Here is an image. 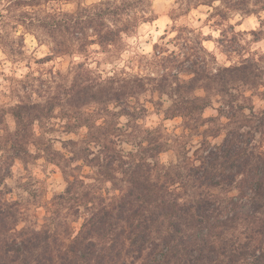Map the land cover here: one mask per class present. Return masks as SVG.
<instances>
[{
	"label": "clouds",
	"instance_id": "obj_1",
	"mask_svg": "<svg viewBox=\"0 0 264 264\" xmlns=\"http://www.w3.org/2000/svg\"><path fill=\"white\" fill-rule=\"evenodd\" d=\"M250 60L264 73V0H0V212H11L8 243L47 233L64 251L98 213L123 205L115 232L94 238L97 250H119L121 234L124 251L112 264H178V242L164 220L157 215L151 223L156 204L198 199L191 173L230 133L243 136L244 158L264 156V74L254 87L243 79L219 81L222 72ZM194 80L188 98L210 101L198 113L208 121L200 125L172 115L182 103L178 85ZM89 86L135 91L128 100L145 109L133 121L137 130L125 128L130 117L120 115L116 128L124 135L105 139L101 133L120 108L71 103ZM157 130L162 147L146 154L145 137ZM105 145L119 157L110 170ZM141 164L142 179L159 194L148 205L131 179ZM222 195L245 211L264 201L250 167ZM261 228L264 211L238 220L227 238L248 245ZM141 229L145 244L130 251ZM247 251L238 264H256L264 245L254 241Z\"/></svg>",
	"mask_w": 264,
	"mask_h": 264
},
{
	"label": "trees",
	"instance_id": "obj_2",
	"mask_svg": "<svg viewBox=\"0 0 264 264\" xmlns=\"http://www.w3.org/2000/svg\"><path fill=\"white\" fill-rule=\"evenodd\" d=\"M258 39L259 34L253 33ZM106 37H101V42ZM221 43H223L221 41ZM258 65L251 60L241 69H229L220 74L219 81L227 85L229 81L243 79L245 83H250L254 87L259 83ZM163 90L164 84L160 85ZM196 87V81L179 84L176 91L180 92L182 103L172 115L180 114L195 122V125L207 123L201 121L198 113L202 108L210 103L209 100H199L188 98L192 90ZM141 85L135 91H142ZM227 91V88L223 89ZM132 89L117 90L112 87L99 88L93 92L91 86L80 89L73 97L71 103L79 106L90 100L99 102L102 106L110 102H115L120 108L119 113H114L113 120L108 127L101 133L105 139L108 134L124 135V129L116 128V119L120 115L130 117L129 123L125 128L132 127L138 118L145 114L142 105L131 103L128 100L129 95L135 94ZM235 99V97H233ZM229 106L231 102L229 101ZM137 108L139 109L137 111ZM233 115V112H229ZM211 132V130H209ZM145 139L149 142V148L145 150L146 154H154L162 147L159 144L160 133H148ZM243 136L236 133H230L223 144L207 150V154L200 157L201 167L194 169L191 173L192 182L197 186L200 195L193 202H186L183 205L175 201H164L156 204V210L151 218V223L156 224L155 216L159 215L164 220L166 230H168L174 239L178 242L173 246V254L178 264H238L242 258L250 255L247 251L249 245L254 241H260L264 245V228L249 239L248 245L236 247L227 234L235 226L236 222L244 217H250L255 212L264 211V201L254 204L251 210L245 211L236 200H219L214 191L226 192L231 189L236 173L243 168H251L256 191L261 197H264V156H251L244 158L240 152V143L243 142ZM106 170L112 169L113 163L119 158L117 154L110 153L108 145H105ZM87 153V150H85ZM98 158H94L90 163H96ZM145 166L138 165L132 173V183L138 192L139 199H142L146 205L152 204L159 199L158 192L154 191L146 182V173L142 170ZM145 178V179H142ZM124 206L110 211L102 210L91 222V226L86 232L81 233L71 244L66 246V250L61 251L62 243L56 238L50 237L47 233H33L24 235L20 243L15 240L8 243L7 218L11 215L10 211L0 212V251L4 255L0 260L4 264H13L19 261L20 264H29L34 261L35 264H112L123 251V240L121 234H117L116 243L120 245L117 250L114 245L111 250L101 254L97 250V244L94 238L107 236L115 232V221L117 217H122ZM127 238V237H126ZM146 241V235L141 231L136 233L132 239L131 250L142 249ZM8 252H14V257L9 258ZM256 264H264V253L256 257Z\"/></svg>",
	"mask_w": 264,
	"mask_h": 264
},
{
	"label": "rangeland",
	"instance_id": "obj_3",
	"mask_svg": "<svg viewBox=\"0 0 264 264\" xmlns=\"http://www.w3.org/2000/svg\"><path fill=\"white\" fill-rule=\"evenodd\" d=\"M223 42V41H222ZM232 44L234 45L235 44V37H233V41H232ZM231 46V45H230ZM264 74V73H263ZM224 192H217V191H214V194L217 196V198L219 199V200H223V201H225V199H224V197H223V194Z\"/></svg>",
	"mask_w": 264,
	"mask_h": 264
}]
</instances>
